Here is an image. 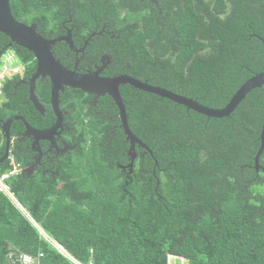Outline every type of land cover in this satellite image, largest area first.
<instances>
[{"label": "trees", "instance_id": "obj_1", "mask_svg": "<svg viewBox=\"0 0 264 264\" xmlns=\"http://www.w3.org/2000/svg\"><path fill=\"white\" fill-rule=\"evenodd\" d=\"M155 1L10 0V7L18 21L35 22L46 38L70 26L62 25L66 19L76 21L82 37L110 24L118 36H107L102 49L123 63L113 62L107 74L123 67L119 72L210 108L223 107L264 70V0ZM8 41L0 33V50ZM9 49L30 76L33 54L17 45ZM16 81L7 79L1 88L7 100L0 99V119L21 115L43 127L41 117L31 118L28 86L14 90ZM35 88L48 107L49 84L36 80ZM119 90L128 126L147 146L134 145L133 173L120 167L131 160L117 105L105 95L96 108L89 104L92 95L66 87L60 107L72 117L92 118L90 124L76 122L78 147L62 156L58 179L37 171L28 183L18 174L6 179L48 239L13 207H3L0 264H35L40 252L41 263L74 264L52 242L82 264H169V255L184 264H264V150L258 158L263 171L254 167L264 84L222 117L129 84ZM20 131L22 123L13 121L10 148L18 158L23 151L13 138ZM8 163L0 174L11 171ZM38 196L43 199L34 204Z\"/></svg>", "mask_w": 264, "mask_h": 264}, {"label": "water", "instance_id": "obj_2", "mask_svg": "<svg viewBox=\"0 0 264 264\" xmlns=\"http://www.w3.org/2000/svg\"><path fill=\"white\" fill-rule=\"evenodd\" d=\"M154 4L157 1L151 0ZM0 33L6 35L9 39L8 43L0 50V56L13 45L20 46L31 52L36 60L35 71L32 77L27 80L29 85V100L35 105L36 110H41L39 102L35 98L34 88L35 81L38 77H48L50 83V104L56 116V123L49 129L38 130L26 121L21 115H15L3 121L1 129L5 136L6 154L8 155L10 143V128L15 120H19L25 127L27 134H32L35 141L40 139H51L56 133L58 127L62 123V112L59 108V93L63 92L66 87L77 88L84 92L95 93L96 95L108 94L119 109V118L121 126L126 134V139L130 141L128 156L130 157L129 166L132 165L133 159L136 157L134 145L138 144L147 149V146L137 138L130 130L127 122V114L123 105L119 86L129 84L135 88L156 94L172 100L178 104L186 106L198 113L208 117L227 116L238 105V103L246 96V94L254 88H259L264 84V70L254 74L248 78L231 96L230 100L221 108L206 107L197 101L182 96L173 91L153 86L128 75H120L116 77H100L98 71H90L80 73L75 69H69L64 66L53 52V45L59 40H66L65 37H57L49 39L42 36L38 31L36 24H26L18 21L11 12L10 0H0ZM71 43V42H70ZM72 45V43H71ZM264 150V121L260 133V146L254 157V167L256 170L262 169L258 163V158Z\"/></svg>", "mask_w": 264, "mask_h": 264}, {"label": "flooded vegetation", "instance_id": "obj_3", "mask_svg": "<svg viewBox=\"0 0 264 264\" xmlns=\"http://www.w3.org/2000/svg\"><path fill=\"white\" fill-rule=\"evenodd\" d=\"M66 23H70V26H64ZM75 23L76 21L72 23L71 19L64 20L62 22V25L64 27L62 28L60 33L55 34L56 36L49 38V39H54L57 37L67 38V41L62 39L57 41L53 45V52L56 58L59 59L64 66L68 67L69 69H75L80 73L98 71L100 77H116L120 75H128L119 72L123 67L117 71H114L111 74L106 73L111 68H113L112 67L113 62H115V64H119L120 62L123 63L122 61L116 62L114 60L113 55L109 51L110 50L109 48L102 49L104 45V40L107 38V36L109 39H114L117 38L118 36V34L115 35L116 32H114L110 24L103 22L102 26H97L93 28L89 32H86L85 37H82L80 36V34L82 33L79 29L80 27L79 25L76 26ZM34 24L36 23L34 22ZM93 37H95V40H93ZM60 42H62V44H60ZM70 42L72 43V45ZM114 68L116 69L117 67L114 66ZM33 73H31L30 76L26 78L25 69L22 68L20 74L15 76L17 77V81L13 88L14 90H17V87L22 85L28 86L26 104L30 103L29 85L26 82L32 77ZM36 80L43 81V83L46 85L49 84V90H50V83L48 77L40 76ZM32 91H34L35 98L39 102L41 106V110H36L35 105L31 103L34 106L33 112L30 113L31 115L34 116H32L31 118L35 119L37 117H41V124L43 123L44 126L38 128L36 126H32L29 122L28 123L30 124V126L38 130L49 129L57 121L53 108L50 104V91H49V100L47 102L49 105L48 107H46L41 102L40 98H38V96L36 95V88H34V90ZM84 93L88 95H92L89 104L95 106L96 108H98L100 97L105 95L109 96L108 94L96 95L95 93H90V92H84ZM61 102L62 100L59 98V108L62 112V123L60 124L61 126L57 128L56 133L53 135L51 139L49 140L40 139L38 143L35 142V138L33 137V135L27 134L25 132L26 129L23 124H22V131L18 132L13 138V140L14 139L18 140L17 141L18 144L16 145V147L19 150H22L23 153H25L26 156L28 157L25 158L27 161H23L24 166L31 165V163L34 162L32 161L34 156V160H36V162L38 161L37 166L35 167L36 171L40 172V175L49 174L52 177L53 182H55L58 179L57 176L59 175L60 170L63 168V165H60L59 162L61 159H63L62 156L64 155V153L78 147V142L75 139V136L79 133L76 122L81 121V123L86 125V124H90L92 118V115L84 116L85 115L84 113H80L79 116L72 117V115L68 110L60 107ZM96 108L95 110L97 111ZM99 112L101 114L104 113V111H99ZM50 122L52 123L48 125V123ZM21 147H23V149ZM127 159L129 160L128 157ZM128 164L129 161L120 165V167L121 169H123V171L125 167H129L128 171L131 173L132 169L130 166H128ZM259 170L263 171V167L262 169L256 170V172H258Z\"/></svg>", "mask_w": 264, "mask_h": 264}, {"label": "crops", "instance_id": "obj_4", "mask_svg": "<svg viewBox=\"0 0 264 264\" xmlns=\"http://www.w3.org/2000/svg\"><path fill=\"white\" fill-rule=\"evenodd\" d=\"M11 52L8 54V56L6 57L5 61L2 62L1 61V64H0V67H2L3 65H8L9 67H18L19 68V72L18 73H14L12 75H10L8 78H6L4 81H3V84L4 82L7 80V79H11L13 78L14 76H17L20 74L21 72V69L23 68V66L21 64H14V65H10L8 62L9 60L15 56L13 51L10 50ZM5 53V52H4ZM4 53L0 56V59L1 57L4 55ZM1 88L0 87V99L3 101V100H7L5 97L2 96V91H1ZM30 96V95H29ZM12 116H15V115H12ZM11 117V116H10ZM3 123V120L0 119V145H2V143L4 144L3 145V149H4V152L3 154L0 155V166H3V165H6L7 161H9L8 165L10 164L12 167H11V171H9V173H4V174H0V178H2L3 180V183H0V192L2 193L3 196H0V204L3 202L4 203V206H0V210L4 207V209L7 211L9 206L13 207L14 210H16L18 212V214L21 216V219L22 220L23 218L26 219L38 232V235L43 238V239H46V237L48 238L47 234L44 232V230L42 229V227L39 225V223L34 220L31 216V214L28 212V210L20 203L19 199L16 197L15 193H13L10 189V187L8 186L7 182H6V179L8 178L9 181L11 179V176L13 175H17L18 174V177L22 180H26L27 183L30 182V180L32 179V176L35 174L36 172V169L35 167L37 166V163L38 161L36 162V160H34V156H33V160L34 162L31 163V165L27 166L23 164V161H26L25 158H28L26 156L25 153L23 154H20V158H18L14 153H12L11 151V148H10V143H12V137H10V143H9V149H8V155L6 157L5 154H6V147H5V136L3 134V131L1 129V125ZM45 130V129H43ZM39 141V140H38ZM36 142V141H35ZM38 143V142H37ZM20 159V160H19ZM4 163V164H2ZM46 164V163H45ZM47 165V164H46ZM9 176V177H7ZM53 181V180H52ZM20 183L19 181H11V183ZM21 185V183L19 184ZM22 186V185H21ZM25 187V186H24ZM22 191L23 189H20V194H22ZM6 200H5V198ZM43 198H41L40 196H38L36 199H35V203L37 202H40L42 201ZM45 205V204H44ZM44 207V206H42ZM41 207V208H42ZM26 259V257H25Z\"/></svg>", "mask_w": 264, "mask_h": 264}, {"label": "built area", "instance_id": "obj_5", "mask_svg": "<svg viewBox=\"0 0 264 264\" xmlns=\"http://www.w3.org/2000/svg\"><path fill=\"white\" fill-rule=\"evenodd\" d=\"M19 72V68L18 67H9L8 65H3L2 67H0V87L3 86V81L8 78L10 75L14 74V73H18ZM0 183H2V179L0 178ZM46 239H48L46 237ZM53 247H55L58 251H60L62 253V255H64L66 258H68L69 260H71V262H73L74 264H82L81 262L75 260L74 258H72L67 251H65L63 248H61L58 244H56L55 242H52ZM43 256V253H39L36 263L35 264H45V263H41L40 262V258ZM88 264H92V263H88Z\"/></svg>", "mask_w": 264, "mask_h": 264}, {"label": "rangeland", "instance_id": "obj_6", "mask_svg": "<svg viewBox=\"0 0 264 264\" xmlns=\"http://www.w3.org/2000/svg\"><path fill=\"white\" fill-rule=\"evenodd\" d=\"M10 52H11L10 49L7 50V51L4 53V55L1 57L0 60H1L2 62H4L5 59H6V57L8 56V54H9ZM8 63H9L10 65L20 64V61H19L18 57L13 56V57L9 60ZM168 262H169V264H184V261H183V259H182L181 257L171 256V255L168 256Z\"/></svg>", "mask_w": 264, "mask_h": 264}, {"label": "clouds", "instance_id": "obj_7", "mask_svg": "<svg viewBox=\"0 0 264 264\" xmlns=\"http://www.w3.org/2000/svg\"><path fill=\"white\" fill-rule=\"evenodd\" d=\"M2 179V178H1ZM2 183H3V180H2Z\"/></svg>", "mask_w": 264, "mask_h": 264}]
</instances>
